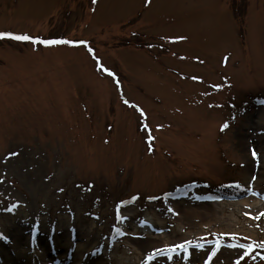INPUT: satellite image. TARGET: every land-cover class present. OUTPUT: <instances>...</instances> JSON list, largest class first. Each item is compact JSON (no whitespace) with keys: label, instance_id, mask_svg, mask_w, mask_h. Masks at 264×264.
Segmentation results:
<instances>
[{"label":"rangeland","instance_id":"obj_1","mask_svg":"<svg viewBox=\"0 0 264 264\" xmlns=\"http://www.w3.org/2000/svg\"><path fill=\"white\" fill-rule=\"evenodd\" d=\"M0 33L71 42L0 39V264H264V0H0Z\"/></svg>","mask_w":264,"mask_h":264},{"label":"bare ground","instance_id":"obj_2","mask_svg":"<svg viewBox=\"0 0 264 264\" xmlns=\"http://www.w3.org/2000/svg\"><path fill=\"white\" fill-rule=\"evenodd\" d=\"M256 202V201H255ZM257 203L258 204H261L260 202H258L257 201ZM251 206H254L255 204H250ZM194 209H187V211H193ZM70 232V231H69ZM38 236H39V234H37ZM37 236V237H38ZM36 237V238H37ZM69 237H70V235H69ZM25 236L23 235V234H20L19 235V238H18V240L14 243V248L16 249L17 248V245H19V244H21V243H23V242H25ZM35 238V239H36ZM30 239L28 238V241H29ZM23 241V242H22ZM28 243V242H27ZM39 243V242H38ZM1 247H3V248H6L7 250H8V246H6V244L5 245H2ZM72 248H74L75 249V245H74V243H72L70 240H66V242L65 243H63V242H58V248L56 249V246H50V253H53V254H58L59 252H61V254L62 253H64V250H65V255L63 256V255H58V261H61V262H66V261H69V263H74V262H72V260H76V261H78V260H81V259H83L84 258V253H82V254H76L75 256L73 255L72 256V254H71V256L68 254L69 253V251L70 250H72ZM42 249H45V245L44 244H39V245H37V246H32L31 248H29V253H22V251L20 252H15L17 255V258H16V264H18V262H19V264H28V263H31V262H33V261H43L44 259H45V257H47V253L46 252H43L42 254L40 253V250H42ZM10 250V249H9ZM45 251H46V249H45ZM68 252V253H67ZM80 252H81V250H80ZM79 252V253H80ZM80 255V256H79ZM60 259H62V260H60ZM71 259V260H70ZM46 264H48V263H46ZM75 264H81V263H75Z\"/></svg>","mask_w":264,"mask_h":264},{"label":"snow or ice","instance_id":"obj_3","mask_svg":"<svg viewBox=\"0 0 264 264\" xmlns=\"http://www.w3.org/2000/svg\"><path fill=\"white\" fill-rule=\"evenodd\" d=\"M5 36H7L8 38L17 40V41H29L32 43H40V44H44V45H56V44H67V43H71L70 41H65V40H54V39H41L39 37H32L29 35H12L11 33H0V39H3ZM110 75H112V73H109ZM125 103L127 104L128 102L125 101ZM141 115H143V112L141 113ZM224 128H228V125L225 124L222 128V130ZM253 155H255V153H253ZM260 215L264 216V213H261ZM255 219H260V216H256ZM5 237L0 234V239H4ZM190 243V242H189ZM178 247L183 248V245H179ZM202 247V245H201ZM241 247H243V245H241ZM251 248V246H249ZM260 248H264V243H261L259 245ZM213 255H215V253H213ZM149 259H151V257H149Z\"/></svg>","mask_w":264,"mask_h":264}]
</instances>
